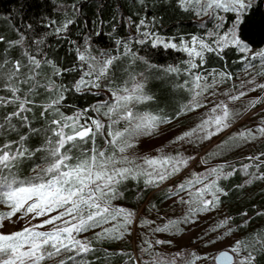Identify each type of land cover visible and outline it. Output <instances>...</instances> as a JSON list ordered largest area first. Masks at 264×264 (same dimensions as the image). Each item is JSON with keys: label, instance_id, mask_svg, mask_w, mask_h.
I'll return each instance as SVG.
<instances>
[{"label": "snow or ice", "instance_id": "snow-or-ice-1", "mask_svg": "<svg viewBox=\"0 0 264 264\" xmlns=\"http://www.w3.org/2000/svg\"><path fill=\"white\" fill-rule=\"evenodd\" d=\"M179 3L185 8L195 5L197 14H207L210 10L212 13L218 11L235 13L236 22L223 35L210 33V35H216L213 42L215 47L198 37H192L191 46L189 43L178 46L176 43L166 42L164 38L153 33L144 32L142 34L144 39L139 41L141 44L150 40L154 49L159 46L163 49H176L187 53L189 57L185 62L188 67L184 70L192 79L191 81L185 80L184 84L179 87H187L191 82L192 86L187 89L191 93V100L181 106L177 115L203 107L201 98L218 82L213 77L212 83H208L207 77L193 72L194 69L200 67L194 62L195 58H200V63L203 64L206 52H219L229 46H235L241 52L249 51V45L237 33V26L244 15L253 8L252 0H179ZM220 19L223 20V17ZM71 23V20L65 21L61 27L55 29V32L59 34L66 31ZM140 23L144 24V21L141 20ZM27 27L30 29L31 25ZM24 39L21 35L18 40L11 42L9 47L23 46ZM35 43L40 45L44 41L41 39ZM117 43L121 42L117 41ZM76 54L79 61L83 62L81 68L83 64H87V71L82 72L80 79L73 85L76 92L91 91L93 88L100 89L102 81H109L107 91L111 93L110 99L92 105L90 108L96 113L95 117L88 115L89 109L77 110L70 116L60 111L61 103L65 99L64 92L69 89L63 85H57L51 78H47V83L44 84L37 79L41 75L38 70L42 63L51 65L54 76L61 74V70L52 61L37 59V56L27 49L23 52V56L27 58V64H22L20 60L11 62L7 58L0 61V85L11 93V98L0 96V107L5 104L17 106L15 111L3 117V123H0V134L5 128L15 130V125L12 124L14 117L22 124L30 125L28 116L24 113L32 111L29 105L35 106L34 101L29 97L35 95L36 88L43 87L46 91L56 92L55 99L50 98L49 103L40 105L43 108L42 117L45 113L51 112L54 118L48 120L46 127L42 129L29 127L31 134L44 136L39 147L34 150L25 147V141L28 139L26 136H20L19 141H9L0 145V204H7L10 208L8 212L0 213V227L3 226L4 219H10L17 213H22L20 219H24L30 213L33 214V220L48 217L38 224L26 225L21 230L12 233L0 232V264H44L47 260L71 252L75 255L67 256L66 259L60 260L59 264H67L68 260H72L73 264H85L83 260L77 262L76 257L87 254L93 249L90 241L77 238L80 233L101 228L102 230L95 234V239H121L128 230L127 226L132 223L135 213L124 207H115L112 203L123 196L120 191L122 184L129 179L139 181L143 178L146 189L158 187L169 177L179 173L191 159V157L185 158L180 153L175 156L127 155L130 149L136 147L140 137L152 135L160 124L169 123L170 118L137 110V105L144 104L153 97L145 94L144 82L138 80L136 75L129 73L128 79L122 84L112 86L114 82L110 73L121 56L101 53V56L105 58L97 59L87 48L81 52L79 47L76 48ZM123 56L131 57L133 62L139 59L149 69H158L164 75L178 74L181 71L174 65L152 64L145 57L137 56L126 44ZM257 58L261 62L260 74L264 75V50L253 53L252 59ZM9 64L11 67H8ZM247 66L251 67L250 64ZM22 67L28 69L23 78L21 77ZM140 75L143 76V74ZM218 75L221 77L219 82H223L225 78H231L229 73ZM19 84H30L23 97L20 95ZM257 87L264 88V84L257 85ZM243 95L245 93L241 92L240 96ZM237 99L239 96L229 97L230 101ZM218 110L219 114H217ZM211 113L209 118L203 120L195 129L183 133L173 142L192 137L193 133L198 131L203 133L198 137L199 139H210L229 128L230 120L238 115L231 112L223 101L215 105ZM101 114L107 119V124L99 118ZM257 131L264 134V127ZM98 136L103 138V148L96 143ZM250 138L255 139L256 137L253 130L248 129L233 134L229 140L222 142L218 147L226 148L230 141H247ZM13 144L17 145L15 150H13ZM249 159H258V157ZM26 161L33 162L32 174L21 176L19 167ZM227 166L218 165L207 169L204 173H194L193 179L177 185L174 190L169 189V195H178L188 191V200L180 198L181 203L189 205L188 214L184 217L185 223L189 222V217L192 215L213 210L219 205L221 195H227L218 183L236 171L233 168L231 172H224ZM249 167L251 165L243 166L242 171L246 175H249ZM256 167L258 168L259 165ZM250 175L253 179H264V173L259 176L255 173ZM209 177L215 178L209 180ZM205 181L208 182L205 183ZM246 183L250 184L252 180L249 179ZM197 184L202 186L194 188ZM206 194H210L211 199H206ZM52 213L56 214L52 215ZM118 218H122V222H117L112 227H104L112 221H117ZM228 222L229 218H225L217 227L223 228ZM142 223L152 222L142 221ZM179 223L180 221L170 220L163 226H157L153 231L166 232L176 228ZM47 225H52V227L46 231L39 230ZM232 231L229 228L225 235H230ZM214 242L210 241V243ZM156 243L170 242L157 240ZM257 245H259L258 249H256ZM151 247L149 243V248ZM252 249L264 252V234L254 235L251 242L248 239L237 240L211 259L214 264H253L255 256ZM143 251H148V249H143ZM244 251L248 254L242 256L241 253ZM175 255L181 256L182 254L176 253ZM191 255L192 259H186L185 264H195L196 260L209 258L207 254L204 257L197 256L195 253ZM157 257L159 254H156L151 261H145L144 264H176L175 259L169 261Z\"/></svg>", "mask_w": 264, "mask_h": 264}, {"label": "trees", "instance_id": "trees-1", "mask_svg": "<svg viewBox=\"0 0 264 264\" xmlns=\"http://www.w3.org/2000/svg\"><path fill=\"white\" fill-rule=\"evenodd\" d=\"M252 2L253 8L241 19L237 26V33L249 47L259 49L264 47V0H252ZM221 17L223 20L220 19ZM67 20L72 21L68 29L57 34L55 29L61 27ZM141 20L144 24L140 23ZM52 21L56 23L52 24ZM235 22V13L218 11L215 16H208V13L197 14L195 5L185 8L180 5L179 0H0V38H2L0 39V61L7 58L11 62L20 60L22 64H27V58L23 56L25 49L36 55L37 59L52 61L61 70V74L54 76L51 65L42 63L38 70L41 75L37 79L44 84L47 83V78H51L57 85H63L69 89L64 92L65 99L61 103L60 111L70 116L77 110L89 109L88 115L95 117L96 113L90 110L91 106L104 101L107 94L95 89L76 92L73 87L80 79L82 72L87 71V64H83L81 68L83 62L79 61L76 48L79 47L82 52L90 45L89 52L92 56L100 53L101 50L109 55L121 56L117 65L114 66V74L111 75L114 82L112 86L122 84L128 79L129 73L136 76L145 74L148 82L146 93L153 99L140 104L139 109L150 110L154 114L171 119L178 117L177 113L180 112L181 106L190 99L187 89L190 88L191 82L187 87H179L185 80L192 79L184 70L188 67L185 62L189 57L187 53L176 49H163L162 46L154 49L150 40L141 44L139 41L144 39L142 34L150 32L178 46L183 43L190 44L192 37H198L215 47L213 42L216 35H210V33L223 35ZM27 25H31V28L29 29ZM21 35L25 38L23 46L9 47L11 42L18 40ZM41 39L44 43L37 45L35 41ZM117 41L121 43L118 44ZM125 44L137 56L145 57L152 64L174 65L181 71L178 74L164 75L158 69H149L139 59L133 62L131 57L123 56ZM194 62L200 67L193 72L199 74L213 71L214 76L216 75L219 79V73H229L231 78H225L226 83L236 78L239 72L253 69L255 73L261 75L262 70L258 58L252 59V55L241 52L235 46L223 48L219 52H206L203 64L198 57ZM249 64L252 69L247 66ZM8 67H11V64ZM27 72L28 69L22 67L21 77L23 78ZM262 76L264 78V75ZM19 87L20 95L23 97L30 84H19ZM0 96L11 98V93L0 85ZM50 98H56L55 91L49 92L43 87L36 88L35 95L29 97L34 101L35 106L29 105L32 111L24 113L28 116L30 125H24L14 117L12 124L15 125V130L5 128L0 134V145L9 141H19L20 136H26L28 139L25 141V147L30 150L39 147L44 136L31 134L29 127L42 129L46 127L48 120L54 118L51 112L41 116L43 108L40 105L49 103ZM16 107L12 104L0 107V123H3V117L15 111ZM96 143L99 147H104L102 137L98 136ZM16 147L17 145L13 144V150ZM242 162L227 158L224 165L228 166L225 168L230 170L228 172H231L233 168L236 171L227 179L218 181L219 186L227 192L226 196L221 195V202L226 205L227 218H229L227 228L222 234L231 228L233 231L228 236L239 237V240L248 239L251 242L254 235L264 234V179L253 180L250 174L245 177L241 170ZM32 167V161L21 163L20 175H31ZM260 169L262 170L260 173H264V164H261ZM253 170L254 168L249 169L252 172ZM249 179L252 180L250 184L246 183ZM166 187L146 189L143 180L135 182L131 179L122 184L120 191L123 196L112 203L115 207H124L135 213L132 223L127 226V232L121 239L102 240L94 238L95 234L102 230L101 228L83 232L81 240L90 241L93 251L77 256V262L83 260L85 264H138L139 260L140 264H144L145 246L141 244V241L135 240L133 221L134 219H137V223L146 221L145 212L142 214L139 207L144 205L143 209H148L146 205L152 198L148 199V197L154 190L157 189L154 193L157 205L171 197ZM0 211H3L2 204H0ZM186 215L187 212H184L182 219L178 221H184ZM117 222H122V218L104 227H112ZM258 248L259 245L256 246V249ZM256 249H252L255 256L253 264H264V252ZM245 253L248 254L247 251ZM156 254H159L158 259L164 258L169 261L175 259L176 264H185V260L190 258L187 253L176 256L163 251L152 252L149 255L154 257ZM71 255L75 253H65L44 263L59 264L60 260ZM67 264H73V261L68 260ZM211 264H214L213 260Z\"/></svg>", "mask_w": 264, "mask_h": 264}, {"label": "rangeland", "instance_id": "rangeland-1", "mask_svg": "<svg viewBox=\"0 0 264 264\" xmlns=\"http://www.w3.org/2000/svg\"><path fill=\"white\" fill-rule=\"evenodd\" d=\"M215 15H217V13H212L211 10L208 13V16ZM189 45L191 46V43ZM90 47L91 46L89 45L87 49L89 50ZM260 50H264V47L259 49L249 47V51L246 53L253 55V53ZM104 52L101 50L100 53L98 52V54H95L94 56L97 57V59H104L105 57L101 56V53ZM105 54L109 55L108 53ZM117 63L118 62H116L115 65H117ZM113 69L110 75L114 74ZM249 71L251 70L239 72L237 77L232 78L229 83H226L225 79L223 82H219L221 77L219 76V79L216 78L213 71L208 73L200 72V74L207 77L208 83H212L213 76L218 81L215 86L209 88L201 98L204 106L196 108L194 111L184 112V115H178V117L171 118L169 123L160 124L152 135L140 137L136 147L130 149L127 155L156 156L163 154L175 156L177 153H180L185 158L191 157V159L188 160L186 167H183L179 173L169 177L159 185L161 187L167 186L166 191H169V189L174 190L177 185L185 182L186 180L193 179L194 173H204L207 169H211L218 165H224L227 158L243 161L241 170L244 165H251L249 169L254 168V170L252 172L248 169V173H255L259 176L261 174L260 172H262L260 169L261 164H264V155H262L264 154V134L257 131V129L264 127V88H259L257 85L264 84V78L262 75L255 73V70L253 69L251 72ZM136 77L138 80H142L144 82V92L147 94V77L145 74H143V76L139 75ZM108 86L109 83L105 80L101 82L100 89H95L100 91L102 90L107 94V97L104 100L110 99L111 97V93L107 91ZM241 92L245 93V95L240 96ZM230 96H239V99L230 101ZM190 100L191 93L190 99L186 102V104ZM221 101L228 105L231 112L238 114L234 119L230 120L231 126L229 128L212 136L210 139H199L198 137L202 136L203 133L198 131L193 133L192 137H187L184 140L177 141L175 143L173 142L176 141L178 136L195 129L203 120L208 119L212 114L211 109ZM139 108V105H137L138 111L153 113L150 110L141 111ZM217 114H219V110L217 111ZM100 119L107 124V119L103 115H101ZM248 129L253 130L256 137L255 139L250 138L247 141H230L226 148L218 147L222 144V142L229 140L233 134L241 131H247ZM157 150H159V152ZM250 157H258V159H249ZM256 165H259V167L257 168ZM228 171L230 170L224 168V172ZM242 172L245 177L249 176L246 175L244 171ZM214 178L215 177H209V180ZM139 180H143V178H140ZM134 181L137 182L136 180ZM207 182L208 181H205V183ZM201 186L202 185L197 184L194 188ZM194 188L192 190H194ZM156 191L157 189L154 190L148 197V199L150 197L152 198L146 205L148 208L147 210L143 209L144 205L139 207L142 214L145 212L146 221H151L152 223H142V221H138L137 223V219H134L133 221L135 240L137 242L141 241V244L145 246V249H148V251H145L146 256L144 257L146 261H151L153 259V257L149 255L150 253L163 251L168 254L187 253L190 256L189 259H192V253L201 257H204L207 254L209 258L196 260L195 264H211V257H214L220 250L227 249L229 246L233 245L235 241L239 240V237L222 234L228 224L223 228L217 227L222 220L227 218L228 214L226 205L221 201L213 210L192 215L189 217V222L185 223L182 221L172 230L166 232H154L153 229L157 226H163L170 220L178 221L179 219H182L184 212H187L188 214L189 211V205L180 202L181 197L185 200L189 199L187 190L179 193L178 195H171L169 199L158 205L155 202L156 194L154 193ZM205 198L211 199V195L206 194ZM194 206L195 205H193V207ZM2 210L3 211H0V213H5L10 211V208L7 204H2ZM55 214L56 213H52V215ZM21 215L22 213H17L10 219H4L2 221L3 226L0 227V232L5 234L12 233L21 230L26 225L31 226V224H38L42 219L48 218L41 217L33 220V214L30 213L24 219H20L19 217ZM51 227L52 225H47L39 230L46 231ZM83 234V232L80 233L77 238L82 239ZM157 240L169 241L170 243L157 244ZM210 241L215 242L210 243ZM149 243L152 245L151 248H149ZM241 255L245 256V251L242 252ZM138 264H140L139 260Z\"/></svg>", "mask_w": 264, "mask_h": 264}, {"label": "water", "instance_id": "water-1", "mask_svg": "<svg viewBox=\"0 0 264 264\" xmlns=\"http://www.w3.org/2000/svg\"><path fill=\"white\" fill-rule=\"evenodd\" d=\"M220 251H222V250H220ZM220 251H219V252H220ZM219 252H218V253H219ZM218 253H217V254H218Z\"/></svg>", "mask_w": 264, "mask_h": 264}, {"label": "crops", "instance_id": "crops-1", "mask_svg": "<svg viewBox=\"0 0 264 264\" xmlns=\"http://www.w3.org/2000/svg\"><path fill=\"white\" fill-rule=\"evenodd\" d=\"M239 74V73H238Z\"/></svg>", "mask_w": 264, "mask_h": 264}]
</instances>
